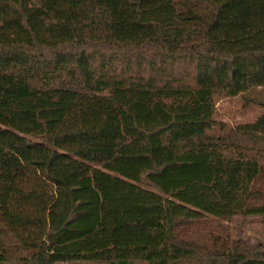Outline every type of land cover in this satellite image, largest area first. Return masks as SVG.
Masks as SVG:
<instances>
[{"label":"trees","instance_id":"16d2710c","mask_svg":"<svg viewBox=\"0 0 264 264\" xmlns=\"http://www.w3.org/2000/svg\"><path fill=\"white\" fill-rule=\"evenodd\" d=\"M221 97L262 111L219 120ZM105 173L134 215L121 248ZM247 218L264 0H0V264H264L219 225Z\"/></svg>","mask_w":264,"mask_h":264},{"label":"rangeland","instance_id":"374dc122","mask_svg":"<svg viewBox=\"0 0 264 264\" xmlns=\"http://www.w3.org/2000/svg\"><path fill=\"white\" fill-rule=\"evenodd\" d=\"M251 95H259L256 92ZM263 99L262 96L259 95ZM262 111V108L256 105L244 106L240 97L226 98L221 97L216 100V118L222 121H252ZM105 185L110 193L114 209L116 211L117 218L122 222L123 227L118 233V246H124V242L130 237V230L128 223L134 218V215L128 211L126 203L120 198L122 186L118 180L110 173H105L104 176ZM236 220V223H225L220 221L219 225H224L229 230L232 226L236 230H240L241 234L248 238L251 242L264 241V223L255 218H247L244 221ZM206 227H213L217 225L212 218L205 220ZM122 253V250H121ZM63 264V263H56Z\"/></svg>","mask_w":264,"mask_h":264}]
</instances>
